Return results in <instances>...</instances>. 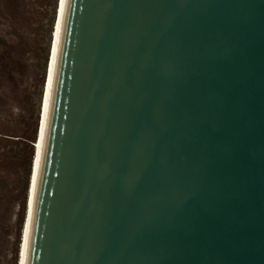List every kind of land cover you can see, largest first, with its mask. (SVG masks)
I'll list each match as a JSON object with an SVG mask.
<instances>
[{
	"label": "water",
	"instance_id": "1",
	"mask_svg": "<svg viewBox=\"0 0 264 264\" xmlns=\"http://www.w3.org/2000/svg\"><path fill=\"white\" fill-rule=\"evenodd\" d=\"M26 264H264V0H66Z\"/></svg>",
	"mask_w": 264,
	"mask_h": 264
},
{
	"label": "rangeland",
	"instance_id": "2",
	"mask_svg": "<svg viewBox=\"0 0 264 264\" xmlns=\"http://www.w3.org/2000/svg\"><path fill=\"white\" fill-rule=\"evenodd\" d=\"M64 0H0V264H23Z\"/></svg>",
	"mask_w": 264,
	"mask_h": 264
},
{
	"label": "bare ground",
	"instance_id": "3",
	"mask_svg": "<svg viewBox=\"0 0 264 264\" xmlns=\"http://www.w3.org/2000/svg\"><path fill=\"white\" fill-rule=\"evenodd\" d=\"M65 4H66V0H64V2H63L62 18H61V22H60V29H59V33H58V39L56 41V47H55V52H54V57H53L52 78H51V82H50L49 89H48V97H47V104H46V107H47L46 117H45V122H44L42 139H41V143L39 145V154H38V161H37V167H36V178H35V183H34L33 200H32L31 216H30V223H29L30 225H29V230H28V234H27V240H26V247H25V254H24L23 264H26V258H27V250H28V243H29V237H30V228H31V222H32V214H33V208H34V202H35V196H36V188H37V183H38L39 168H40L41 152H42L44 134H45L46 123H47V118H48L51 94H52V87H53V80H54V73H55V66H56V58H57V52H58L59 39H60L61 26H62L63 15H64V10H65Z\"/></svg>",
	"mask_w": 264,
	"mask_h": 264
}]
</instances>
